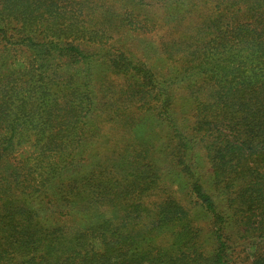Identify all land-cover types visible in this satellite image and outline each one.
<instances>
[{"label":"trees","instance_id":"obj_1","mask_svg":"<svg viewBox=\"0 0 264 264\" xmlns=\"http://www.w3.org/2000/svg\"><path fill=\"white\" fill-rule=\"evenodd\" d=\"M245 244L264 264V0H0V264Z\"/></svg>","mask_w":264,"mask_h":264},{"label":"rangeland","instance_id":"obj_2","mask_svg":"<svg viewBox=\"0 0 264 264\" xmlns=\"http://www.w3.org/2000/svg\"><path fill=\"white\" fill-rule=\"evenodd\" d=\"M26 150L25 148L20 149L18 155L25 154ZM253 254L254 248L245 244L243 247L233 249L232 260L238 264H251Z\"/></svg>","mask_w":264,"mask_h":264}]
</instances>
